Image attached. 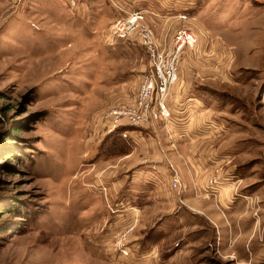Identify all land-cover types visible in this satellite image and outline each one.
Here are the masks:
<instances>
[{"label": "rangeland", "instance_id": "obj_1", "mask_svg": "<svg viewBox=\"0 0 264 264\" xmlns=\"http://www.w3.org/2000/svg\"><path fill=\"white\" fill-rule=\"evenodd\" d=\"M96 1L74 13L65 0H0V264H264V0H197L183 23L199 41L177 83L197 99L189 139L206 168L192 192L168 162L184 189L171 180L152 199L135 168L116 170L136 144L129 131L154 128L109 125L150 71L148 55L105 40L120 14L117 1ZM227 176L218 195L204 190Z\"/></svg>", "mask_w": 264, "mask_h": 264}, {"label": "built area", "instance_id": "obj_2", "mask_svg": "<svg viewBox=\"0 0 264 264\" xmlns=\"http://www.w3.org/2000/svg\"><path fill=\"white\" fill-rule=\"evenodd\" d=\"M19 1L21 0H15V2ZM65 1L70 10L76 13L82 0ZM181 3V8L173 7L162 13L152 7L125 9L114 2L121 14L110 24L104 35L105 40L112 44L124 39L134 41L144 47L148 55L150 71L144 76L136 95L130 101L121 103L111 110L109 114L111 130L124 124L149 127L158 121L169 126L175 122L176 115L185 111L182 108L176 109L170 104L171 91L180 80L184 53L196 49L199 35L190 26L183 24L191 20L190 12L197 5V0H190L186 5ZM161 19L176 22L168 26L164 37H160L156 29ZM209 123L211 128L220 129L218 123L214 121H209ZM170 165L173 171L172 187L181 191L184 185L179 172L175 166ZM220 184V178H212L207 191L216 192ZM129 229L130 226L125 227L119 233L117 241V248L125 255L129 253L126 247Z\"/></svg>", "mask_w": 264, "mask_h": 264}, {"label": "crops", "instance_id": "obj_3", "mask_svg": "<svg viewBox=\"0 0 264 264\" xmlns=\"http://www.w3.org/2000/svg\"><path fill=\"white\" fill-rule=\"evenodd\" d=\"M115 1H117V3L125 9L152 7L157 9L159 12L165 13L173 7L181 8V2L186 5L190 0ZM96 3V0H82L79 9L81 8L83 11L86 9L92 10V8H95ZM118 13L121 14L120 11ZM172 21L170 19H161L158 21L156 29L157 34L160 37H164L168 26L171 23L176 24V22L173 23ZM180 83L183 84V82H179L172 88L170 104L176 109L182 107L185 111L182 114L176 115L174 119L175 122L169 126L165 125L162 121H158L155 122L153 127L143 128H154L152 132L147 131V133L144 134L143 130L131 129L129 131V135L136 138V144L133 146L132 152L124 157L119 170H116V173H119L121 168L123 170L135 168L132 178L134 177L133 180H136L138 177L139 179H142L143 176L145 177L146 181L144 180L141 184V193L150 199L165 195L164 189L168 188L172 180L173 173L168 165H166L168 162L176 163L180 173H182L184 181H186L190 186V191L192 192L194 182L196 183L200 181L198 175L202 176L203 169L206 168V159L202 155H198L199 153L206 152L204 146H199L197 143L192 142L193 139L192 141L189 139V137L192 136L196 130H200L197 128V125L193 124L191 121V119L195 118L197 110H199L198 105L194 102L197 99L191 95L190 87L188 85L185 87ZM188 105L192 106L187 107ZM164 138L168 141L166 144ZM143 160H148L149 164L145 165L146 168L141 167V169L137 170L136 166H138ZM152 166L155 167L153 168ZM168 171H170V173H168ZM230 179L231 178H228V176L224 177L221 181L219 189L216 192L209 193L207 191V186H204L203 188L208 195H218L220 191H222L223 187L229 183ZM199 183L200 185H203L201 181ZM133 184V190L139 189L135 186L136 184ZM112 186L115 187L114 189L116 193L122 189V182L119 183L117 180V182ZM131 193L134 192L132 191Z\"/></svg>", "mask_w": 264, "mask_h": 264}, {"label": "trees", "instance_id": "obj_4", "mask_svg": "<svg viewBox=\"0 0 264 264\" xmlns=\"http://www.w3.org/2000/svg\"><path fill=\"white\" fill-rule=\"evenodd\" d=\"M122 131L123 128H118L117 130H115L111 136L112 138V142H113V149L115 151V153L117 154H122L125 153L126 151L128 152V150L130 149L128 144V141H126L123 136H122ZM127 142V143H126Z\"/></svg>", "mask_w": 264, "mask_h": 264}]
</instances>
